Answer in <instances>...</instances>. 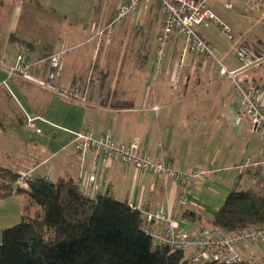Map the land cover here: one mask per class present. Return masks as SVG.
<instances>
[{
	"label": "crops",
	"instance_id": "crops-1",
	"mask_svg": "<svg viewBox=\"0 0 264 264\" xmlns=\"http://www.w3.org/2000/svg\"><path fill=\"white\" fill-rule=\"evenodd\" d=\"M121 2L123 0L118 4ZM208 2L213 9L222 4L219 0ZM59 6L51 0H0V166L19 174L29 173L33 179L56 181L70 177L90 196L109 193L140 210L163 208L178 219L181 229L216 231L212 219L231 189L244 178L250 181L254 177L253 182L259 187L264 179L260 170L242 167L247 157L253 161L264 160V140L257 143L251 136L248 142L238 139L254 132L248 119L235 123L240 103L232 79L221 73L217 62L220 59L230 70L241 69L242 62L235 56L234 48L241 43L243 35L253 34L254 27L236 30L233 39L218 34L217 24L215 31L200 27V34L214 48V55L191 54L184 64H181V53L185 42L176 34L166 47L159 69L157 36L164 16L158 2L153 0L132 13L136 15V27L147 26L157 14L161 18L152 60L144 64L148 56H142L141 50L146 41L134 44L131 49L132 39L127 31L119 37L120 59L115 61L112 70L105 51L113 43L117 24L109 27V23L119 5L98 15L99 8L95 5L89 11L95 15L90 14L80 25L86 30L91 21L95 22L94 43L91 38L82 39L79 29L68 34L66 20L57 25L58 30L68 35L72 42L69 45L77 46L67 52L58 83L79 88L86 99L61 97V100L51 91L21 77H9L5 66L12 64L20 53L28 58L43 59L60 48V42L55 40L54 45L40 50L32 33L43 22L41 15L54 8L64 12ZM12 37L27 44L19 45ZM66 41L63 40V46ZM239 76L255 81L260 78L252 69L240 70ZM99 77L106 78L108 86L104 90L91 85V81ZM27 114L40 117L41 133H19ZM84 129L96 136L110 133L115 140L126 144L138 139L141 149L151 157L166 160L181 171L202 170L205 178L195 180L189 205L179 209L182 184L176 179L141 171L119 160H108L94 150L86 157L79 155L73 134ZM238 169L245 172L237 173ZM28 200L27 193H14L0 199V208L6 206L0 211V218L4 214L5 219L20 218V221ZM12 204L18 208L12 209ZM185 210L193 212V217H184ZM2 230L0 228V242ZM239 252L252 264L258 261L264 264V256L247 253L244 246Z\"/></svg>",
	"mask_w": 264,
	"mask_h": 264
},
{
	"label": "built area",
	"instance_id": "built-area-1",
	"mask_svg": "<svg viewBox=\"0 0 264 264\" xmlns=\"http://www.w3.org/2000/svg\"><path fill=\"white\" fill-rule=\"evenodd\" d=\"M150 1L153 0H126L119 5L109 27L117 24L128 14ZM154 1L158 2L164 16L163 27L157 36L159 69L166 56V47L176 34L182 36L185 42L181 53V64H184L191 54L214 55L212 44L200 34L198 30L200 27H209V23H214L222 28L229 39L234 38L230 25L223 21L209 5V0ZM263 1L251 0L250 4L259 8V4ZM226 6L234 7L233 3H226ZM241 40V43L234 48L235 56L242 62L241 69L230 70L220 59H217V62L220 64L221 73L232 79L234 93L240 103L235 123L239 124L244 118L248 119L251 131L264 138V89L254 79H245L239 76L240 70H257L262 67L264 55L256 53L257 51L254 50L248 36L243 35ZM67 51L68 49L62 47L48 58L43 59L28 58L25 54L20 53L12 64L5 65L8 76L21 77L68 99L85 101L86 99L80 94L79 88H68L58 83V78L64 70ZM46 61H48V69L44 72L43 65ZM39 118L27 114L24 127L27 130L41 133L42 129L38 125ZM73 142L78 154L82 157H86L90 150H94L104 155L108 160H119L133 165L138 170L171 177L181 182L179 209H184L189 205L195 180L205 178L206 175L204 171L198 169L181 171L166 160L151 157L141 149L138 139H133L126 144L115 140L110 133L105 136H96L92 131L84 129L74 132ZM242 167L244 169L252 167L260 170L264 175V160L253 161L248 158ZM30 179L32 177L29 173H23L17 179L16 185L27 187ZM141 212L143 226L152 236L154 242L168 245L174 249H182L185 252L189 251L190 264H200L205 261L226 264L239 263L245 259L239 252L242 245L264 244V225L229 232L220 229L214 232L189 231L181 229L178 219L163 208L154 211L141 210Z\"/></svg>",
	"mask_w": 264,
	"mask_h": 264
},
{
	"label": "trees",
	"instance_id": "trees-1",
	"mask_svg": "<svg viewBox=\"0 0 264 264\" xmlns=\"http://www.w3.org/2000/svg\"><path fill=\"white\" fill-rule=\"evenodd\" d=\"M47 69L48 61L43 65L44 72ZM91 82L102 90L108 86L105 77ZM21 175L0 166V199L14 193L29 196L21 220L2 230L0 264H190L184 250L154 242L143 226L141 210L128 201L109 193L90 196L70 177L32 178L27 187H19ZM36 205L40 210L32 217L28 210ZM192 214L185 210L183 216ZM212 224L228 232L264 225V179L258 188L235 185ZM233 264L252 263L244 259Z\"/></svg>",
	"mask_w": 264,
	"mask_h": 264
},
{
	"label": "rangeland",
	"instance_id": "rangeland-1",
	"mask_svg": "<svg viewBox=\"0 0 264 264\" xmlns=\"http://www.w3.org/2000/svg\"><path fill=\"white\" fill-rule=\"evenodd\" d=\"M51 1H56L57 3H59V5H61L59 6V9L64 11L65 13L60 12L57 8H54V10L52 9L48 13L41 15L43 17V22L40 21L41 24H38L37 28L32 32L36 36L35 41L36 43H38V47L40 50H46L47 47L54 45V41L57 40L60 42L59 49L64 47L68 49V51H70L74 48H77V46L71 47V45H69V44H72V42L69 40L67 34L65 35L64 32H62V30H58V27H57L58 23L62 25V23L63 22L65 23V20H66L65 28L68 34H70L72 31H77L79 29L81 30V33L83 34L81 37L82 39L91 38L90 41L94 43L93 39L96 38L95 22L93 23L91 21V23L87 26L86 30L84 26H80L86 22L85 18L88 16L90 17V14L92 16L95 15L93 13H89V11L91 12V8L93 9L95 5L98 6L99 10L97 11V15H98V12L100 14L101 11L103 12L106 11L108 13L110 10H113L115 6L123 4L126 0H123V2H121L120 4H118L119 0H51ZM219 1L220 2L222 1L221 2L222 4L220 6H217L214 10L221 17L223 21H225L227 24L230 25L231 30L233 32H235L236 30L242 31L251 26L252 27L250 29L252 30V28L254 27V29L252 30L253 34L247 35V36L249 37L250 42L253 43V48L255 51H257L256 53L258 55H261V54L264 55V16H263L264 1L263 3L259 4V8L252 6V4H250L251 0H242V1L241 0H219ZM226 3H233L234 7L229 8L228 6H226ZM132 13L124 17L114 27L115 34L112 36L113 43L108 48V51H105V53L107 52L110 57L108 63H109V68L112 70L114 69L115 61L120 59V49H119L120 47L118 45V41H119V37L122 35L121 33L123 32L128 31V34H130V38L132 39L131 42L133 44L131 49L134 48V44L137 46L138 42L141 44L143 43V41L144 42L146 41L144 43L145 45L143 46L141 50L142 56L143 55L148 56L147 59H145L144 64L150 62V60H152V56L154 55L153 46H155V40L157 36V35L155 36V34L159 30V23L161 21V18L157 14L155 15V17L151 19L150 23L147 26L136 27L134 24L136 22V15L134 16ZM107 17L108 15L103 20H106ZM23 24L24 22H21V25ZM215 25L216 24L214 23H209L208 28L212 31L213 30L215 31V27H214ZM216 26L219 27L218 34L225 35V37H227L226 33L222 30V28L219 25H216ZM92 27H93V31H90ZM60 28H62V26H60ZM141 32H143L142 34L144 35L140 37L139 34H141ZM67 39L68 41H66ZM43 40H48V41H43ZM63 40L66 41L64 46H63ZM148 43L151 44V47L150 45L148 46ZM256 72L258 73L260 77L259 81L257 82L260 83V85L264 89V64L262 65V67L257 69ZM50 93L54 94L55 96L54 95L53 96L56 97L57 99L58 98L61 99L62 97L58 95L57 93H54V92H50ZM18 131L21 135H29L31 134V132H34L31 130H27L25 127L23 128L20 127ZM250 136L257 143H261L262 140H264V138H262L260 135L256 133L249 134L248 136L247 135L238 136V139L242 142H248ZM24 139L27 141L26 138ZM252 143H254V141ZM33 147L39 148L38 145L37 146L33 145ZM25 148L26 147H24V149ZM52 148L54 149L55 146H53ZM27 149H30V148H27ZM236 172L242 173L245 171L242 169H238V171ZM253 181H254V177L251 178L250 181L247 180V178H244L240 182V185L245 189L258 188L259 187L258 184L254 183ZM14 206H15L14 204L11 205L12 209L18 208V205H16V207ZM35 208L40 210L39 205L32 206L28 210V214H30V216L32 217L35 216L36 214ZM5 209H6V206H1L0 211L3 212ZM24 212H25V209H24ZM4 217L5 216L3 214L1 215V218H0V228L1 229H4L5 227H9V226L16 224V222H19L18 220L20 219V218L18 220L5 219ZM242 246L246 247L247 253L251 254V252H254L258 257L264 256V244L250 243V244H246ZM186 254L187 256H189V251L186 252ZM247 256H250V255H247ZM258 262H255V264H261V262L260 263Z\"/></svg>",
	"mask_w": 264,
	"mask_h": 264
}]
</instances>
